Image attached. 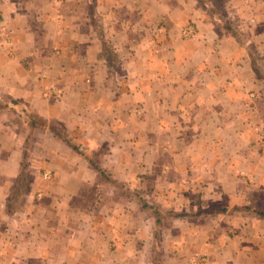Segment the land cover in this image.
<instances>
[{
	"label": "crops",
	"instance_id": "crops-1",
	"mask_svg": "<svg viewBox=\"0 0 264 264\" xmlns=\"http://www.w3.org/2000/svg\"><path fill=\"white\" fill-rule=\"evenodd\" d=\"M225 1L0 0V264H264V0Z\"/></svg>",
	"mask_w": 264,
	"mask_h": 264
},
{
	"label": "rangeland",
	"instance_id": "rangeland-1",
	"mask_svg": "<svg viewBox=\"0 0 264 264\" xmlns=\"http://www.w3.org/2000/svg\"><path fill=\"white\" fill-rule=\"evenodd\" d=\"M211 1L213 2V4H211V2H208V5H209V9L212 10L213 13L216 15L214 16V19H216V21H218L220 24H224L226 21H229L235 26V22L231 18L229 19L227 13H225L227 11L226 1L225 0H211ZM248 36H249L248 33H242V39H244L245 41H247L248 39L249 40L248 42H251ZM262 67L264 72V66Z\"/></svg>",
	"mask_w": 264,
	"mask_h": 264
},
{
	"label": "built area",
	"instance_id": "built-area-1",
	"mask_svg": "<svg viewBox=\"0 0 264 264\" xmlns=\"http://www.w3.org/2000/svg\"><path fill=\"white\" fill-rule=\"evenodd\" d=\"M194 28L192 27V25H187L185 26L183 29H182V34L184 37H191L194 35ZM263 138H264V134L262 135ZM50 172L49 171H45L43 173V177L46 178V179H49L50 178Z\"/></svg>",
	"mask_w": 264,
	"mask_h": 264
},
{
	"label": "trees",
	"instance_id": "trees-1",
	"mask_svg": "<svg viewBox=\"0 0 264 264\" xmlns=\"http://www.w3.org/2000/svg\"><path fill=\"white\" fill-rule=\"evenodd\" d=\"M74 148H77L76 146H74ZM26 168H27V156H26V153H24V160H23V164L21 166V171H22V174H23V171L25 172L26 171ZM27 172V171H26ZM21 185H23V183H19V190H21Z\"/></svg>",
	"mask_w": 264,
	"mask_h": 264
}]
</instances>
